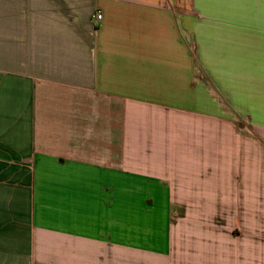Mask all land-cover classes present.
<instances>
[{
	"label": "crops",
	"instance_id": "obj_1",
	"mask_svg": "<svg viewBox=\"0 0 264 264\" xmlns=\"http://www.w3.org/2000/svg\"><path fill=\"white\" fill-rule=\"evenodd\" d=\"M235 166L264 228V0H0V264H173Z\"/></svg>",
	"mask_w": 264,
	"mask_h": 264
},
{
	"label": "rangeland",
	"instance_id": "obj_2",
	"mask_svg": "<svg viewBox=\"0 0 264 264\" xmlns=\"http://www.w3.org/2000/svg\"><path fill=\"white\" fill-rule=\"evenodd\" d=\"M230 161L229 159L222 165L226 170H229ZM184 167L187 169L188 179L193 182L192 178L196 179L195 174H198L197 170L203 165L199 167L188 164ZM210 168L213 169V165ZM210 168L203 167L202 175L205 179L201 181L210 182V177L214 174ZM221 171L223 170L219 165L218 172ZM237 173L235 166L234 194H228V200L220 207L214 201L216 196L210 194L182 197L189 211L186 212L183 207L177 210L175 207V225L172 229V248L175 253L173 264H264V228H259L258 222L261 221L250 217L251 209L249 213L245 211V208L250 207L242 204V196H235L239 194L240 188ZM214 212L221 214L224 221L227 219L228 227H215ZM185 215L186 219L179 221ZM225 230H234L233 236L224 233ZM241 232L244 236H240Z\"/></svg>",
	"mask_w": 264,
	"mask_h": 264
},
{
	"label": "built area",
	"instance_id": "obj_3",
	"mask_svg": "<svg viewBox=\"0 0 264 264\" xmlns=\"http://www.w3.org/2000/svg\"><path fill=\"white\" fill-rule=\"evenodd\" d=\"M94 19H96L97 21H100L103 19V14L101 12H98L95 16Z\"/></svg>",
	"mask_w": 264,
	"mask_h": 264
}]
</instances>
